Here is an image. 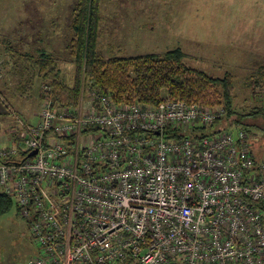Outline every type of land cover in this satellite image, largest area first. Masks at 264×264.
Returning <instances> with one entry per match:
<instances>
[{
    "label": "built area",
    "instance_id": "2783aa9c",
    "mask_svg": "<svg viewBox=\"0 0 264 264\" xmlns=\"http://www.w3.org/2000/svg\"><path fill=\"white\" fill-rule=\"evenodd\" d=\"M43 90L38 121L9 108L21 140L0 145L31 264H264V157L243 129L193 135L223 106L166 89L154 104L117 102L92 80L74 105Z\"/></svg>",
    "mask_w": 264,
    "mask_h": 264
},
{
    "label": "rangeland",
    "instance_id": "374dc122",
    "mask_svg": "<svg viewBox=\"0 0 264 264\" xmlns=\"http://www.w3.org/2000/svg\"><path fill=\"white\" fill-rule=\"evenodd\" d=\"M77 2L0 0V41L6 38L14 49L34 53L37 47L48 48L59 58L62 76L72 83L75 64L68 44L74 34ZM173 48L183 50L189 66L210 75L232 72L237 110L264 105V78L260 75L264 67V0H101L97 39L101 55L163 54ZM2 68L0 65L1 77ZM17 80L12 76L10 86L28 90L27 84H39ZM37 86L30 88L36 97H29L20 107L19 115L27 122L37 121L42 106ZM250 121L255 124L230 129L245 130L253 154L263 158L264 118ZM36 254L27 219L12 197L8 209L0 214V264H30Z\"/></svg>",
    "mask_w": 264,
    "mask_h": 264
},
{
    "label": "trees",
    "instance_id": "16d2710c",
    "mask_svg": "<svg viewBox=\"0 0 264 264\" xmlns=\"http://www.w3.org/2000/svg\"><path fill=\"white\" fill-rule=\"evenodd\" d=\"M100 2L101 0H78L74 8V34L68 44L75 64L72 83H68L62 76L59 58L54 53L41 51L36 55L25 53L22 56L27 69H37L43 79L52 86L51 94L55 103L77 104L84 81L92 80L95 87L101 92L112 94L117 102L154 104L160 100L162 91L166 89L174 98L212 107L222 105L227 111L226 115L212 124L194 127L195 137L212 135L233 125H254L250 120L264 118V105L241 110L233 106L232 72L213 76L191 67L184 61L181 48L169 49L163 54H114L108 58L101 55L97 50ZM260 75L264 78V67H261ZM40 90L42 97L44 90L42 87ZM252 155L260 159L253 152ZM11 203L12 197L0 190V214L4 213ZM256 205L264 210L262 203L258 202Z\"/></svg>",
    "mask_w": 264,
    "mask_h": 264
},
{
    "label": "crops",
    "instance_id": "0c3cea01",
    "mask_svg": "<svg viewBox=\"0 0 264 264\" xmlns=\"http://www.w3.org/2000/svg\"><path fill=\"white\" fill-rule=\"evenodd\" d=\"M9 43L10 42L9 41L7 42L6 38H4L2 42L0 41V65L3 66L2 69H4V76L3 77L0 76L1 77L0 78V97L2 99V102L0 101V122L4 124L0 126V145L1 146L15 145V144H18V142L21 140V137L18 135L17 120L10 113L9 108H11V110L16 112L18 115L21 114L20 107L24 106L30 100L31 97H34V98L36 97V94H34L30 88L31 87L33 88L38 85L37 86L38 88L37 98L39 101L40 98H42L40 95L41 87L43 88L44 84L49 83L43 79V77L41 76V73L37 69H32L31 71L30 69L28 70L26 67L27 64L24 63V61L22 60V56L25 53H32L36 55L41 51H49L48 48L37 47L36 53H34L32 51L21 50L22 49V47H20L21 44H18L20 48L14 49L13 45ZM29 67H30V64H29ZM29 75L31 76L30 79L28 78ZM12 76L19 78L17 82L24 83V80H26L29 83L34 81V82H38L39 84L32 85V86H31V83L27 84L26 86L28 90L24 89L23 87H21V89L20 88L18 89L16 87L13 88L10 86V81H9L12 78ZM85 81L87 82V80ZM85 81H84V84H86ZM84 84L82 87H84ZM27 97L28 98L30 97V98L28 99ZM37 118H38L37 119L38 121L39 115Z\"/></svg>",
    "mask_w": 264,
    "mask_h": 264
},
{
    "label": "water",
    "instance_id": "95a60500",
    "mask_svg": "<svg viewBox=\"0 0 264 264\" xmlns=\"http://www.w3.org/2000/svg\"><path fill=\"white\" fill-rule=\"evenodd\" d=\"M157 133H158V131H157ZM34 153H36V149L33 150L30 154H34Z\"/></svg>",
    "mask_w": 264,
    "mask_h": 264
}]
</instances>
